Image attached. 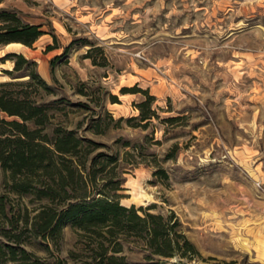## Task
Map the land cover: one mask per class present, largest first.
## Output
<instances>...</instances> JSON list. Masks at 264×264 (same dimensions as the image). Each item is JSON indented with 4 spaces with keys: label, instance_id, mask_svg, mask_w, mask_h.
Here are the masks:
<instances>
[{
    "label": "rangeland",
    "instance_id": "374dc122",
    "mask_svg": "<svg viewBox=\"0 0 264 264\" xmlns=\"http://www.w3.org/2000/svg\"><path fill=\"white\" fill-rule=\"evenodd\" d=\"M0 10L44 31L31 46L0 45V82L27 81L32 67L12 71L8 53L35 61L52 88L31 89L51 106L49 128L92 141L86 166L100 153L116 158L98 157L97 186L119 184L122 205L171 216L194 245L192 258L164 260L264 264V0H0ZM89 43L101 46L106 65L83 58ZM135 87L154 96L156 116L145 125L137 107L145 96L121 92ZM98 117L103 131L94 133ZM18 202L31 215L39 206L30 195ZM96 239L66 224L58 246L32 236L25 247L96 264ZM142 244L129 236L118 254L143 261Z\"/></svg>",
    "mask_w": 264,
    "mask_h": 264
},
{
    "label": "trees",
    "instance_id": "16d2710c",
    "mask_svg": "<svg viewBox=\"0 0 264 264\" xmlns=\"http://www.w3.org/2000/svg\"><path fill=\"white\" fill-rule=\"evenodd\" d=\"M43 33L40 25L22 21L13 11L0 10V45L16 42L31 46ZM71 45L72 42L64 47L63 54ZM87 45L83 58H89L93 65H106L101 46ZM94 52H99V59ZM8 57L14 58V72L25 69V65L32 67L26 74L27 81L0 82V171L5 188L0 191V264H66L59 256L47 260L25 247L32 236L58 246L66 224L97 236L96 264H184L164 259L192 258L194 245L178 232L171 216L165 218L133 205H122L116 192L119 184L107 181L97 186L96 174L103 171L104 164L101 168L95 166L100 163L98 157L105 155L94 156L86 166L92 141L60 124L49 128L54 117L49 112L51 106L38 102L31 93V89L43 94L52 92L36 70L35 61L14 52ZM60 57L50 60L51 71ZM79 91L85 95L83 89ZM121 92H141L145 96L137 104L139 123L145 125L156 116L151 108L154 96L147 89L122 88ZM109 99L117 102L115 95L110 94ZM109 119L113 121L110 114ZM101 122L99 117L93 121L90 127L94 133L103 131ZM105 157V165L116 162L112 155ZM24 195L39 202L32 215L18 202ZM129 236L142 241L147 252L143 261H128L125 255L118 254L122 252V241Z\"/></svg>",
    "mask_w": 264,
    "mask_h": 264
}]
</instances>
